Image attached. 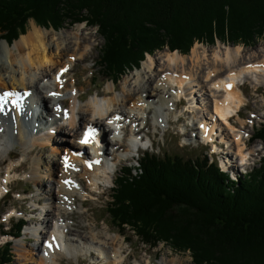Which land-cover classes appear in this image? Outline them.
<instances>
[{
  "label": "bare ground",
  "instance_id": "obj_1",
  "mask_svg": "<svg viewBox=\"0 0 264 264\" xmlns=\"http://www.w3.org/2000/svg\"><path fill=\"white\" fill-rule=\"evenodd\" d=\"M27 32L12 45L3 43L4 48L10 49L11 56L6 61V58L1 57L0 51V60L7 64L1 65L0 68V161L11 160L14 155L20 153H24V157L38 153L31 177L37 181L35 184L39 185L43 182L39 174L43 166L42 156L47 150L45 145H52L54 153L65 147L64 151L69 156H61L62 159L51 161L48 158V170L52 175H57V179L48 183V191H45L44 187L39 196L34 197L35 206L40 207L36 208L40 219L29 227V232L24 231V236L22 235L24 238L30 235L26 242H31V238L35 237L37 244L31 245L30 251L26 244L19 245L17 256L26 257L28 253V256L33 257L36 251L40 255L41 264H57L61 258L78 260L80 255L87 257L89 253H93L97 256L95 264H151L148 258L139 259L132 253L127 254L129 245L121 229L118 232L108 228L105 232L97 233L96 224L87 227L77 221L75 227L69 218L76 211L75 208H78L77 197L80 193L89 190L88 195L98 193L96 196L100 199V184L110 181L109 172L112 165L124 157V151L131 150L140 138H150L149 133H143L150 127L151 111L156 113L157 119L162 121L161 124L165 120L166 124H172L168 118L172 113L182 117H185L183 114L186 113L185 119L189 114L194 116L195 125L202 130L203 139L213 141L216 138V143L218 140L227 141L218 142V148L214 149L219 154V149L223 148L225 143L228 144L229 151L223 158L225 164L232 169H235L232 155L237 157L243 167L249 157L252 159L251 155L264 149L262 144L247 148L248 141L243 137L242 130L232 123L235 117H238L239 122L245 124L240 115L237 116V112L239 113L246 102L241 86L249 82L256 86V92L264 87L263 47L247 55L243 53L241 46L221 45L212 58L208 49L200 45H196L188 57L168 49L159 54H149L143 68L124 80V96H110L112 92L120 89L113 84L108 91L96 94L97 98L103 100L96 98L82 105L80 102L84 96L78 95L74 89L77 83L73 81L74 88H69L71 81L66 77L72 71L74 60L84 61L88 58L95 42L94 36L85 34L78 26L74 31L59 34L58 42L54 45L52 41L47 40L49 31L33 22ZM13 51H17V59L14 58ZM187 59L190 60L189 67L188 63L186 64ZM61 62L63 65L59 66ZM55 69H58L57 73ZM62 69L64 75L61 74ZM143 72L145 76H142ZM8 90H11L14 96L20 91L31 92V99L20 106L11 104V97L5 98L3 94ZM52 93H55V96H52ZM68 100H71V105L64 115L65 108L62 107ZM205 100H208L206 104ZM183 104L184 106H181ZM41 106L47 108L46 114ZM138 112L143 116L138 115ZM8 113L14 121L12 128L8 126V120L5 124L3 117ZM105 117L111 128L102 122ZM112 122L122 125L124 131L130 130L126 144L116 135ZM139 122H142L141 125H138ZM181 122L182 118L175 121L177 124ZM67 127H70V132L65 130ZM92 127L98 129L96 131L102 136L98 142L95 143L96 140L93 139L88 145L93 151L84 152L81 147L84 138L81 131ZM214 133L216 135H213ZM67 134L72 135L74 140L66 138ZM185 135L187 136V131ZM107 137H110V141ZM76 143L78 146H75ZM110 147L113 149L112 153ZM69 148L72 149L71 152ZM93 152L95 156H92ZM88 161L94 162L92 169L87 167ZM28 164L27 159L19 165H9L6 173L10 175L12 172L23 170ZM77 164L82 167H77ZM84 180L87 184L83 183ZM2 190L0 187V192ZM44 192L47 198L43 197ZM88 202L86 199L82 203L84 208L89 207ZM11 213L10 216L13 211ZM30 260L33 261V258ZM158 264H181V261L162 257Z\"/></svg>",
  "mask_w": 264,
  "mask_h": 264
},
{
  "label": "trees",
  "instance_id": "obj_2",
  "mask_svg": "<svg viewBox=\"0 0 264 264\" xmlns=\"http://www.w3.org/2000/svg\"><path fill=\"white\" fill-rule=\"evenodd\" d=\"M30 20L46 29L97 27L105 43L96 64L116 83L165 48L189 54L197 42L254 45L264 39V0H0V44L26 34ZM254 140L264 141V124ZM139 165L124 167L112 189L115 226L151 247L189 251L194 264H264V156L237 181L208 154L145 151ZM25 226L22 219L13 235ZM12 262V244L0 245V264Z\"/></svg>",
  "mask_w": 264,
  "mask_h": 264
},
{
  "label": "rangeland",
  "instance_id": "obj_3",
  "mask_svg": "<svg viewBox=\"0 0 264 264\" xmlns=\"http://www.w3.org/2000/svg\"><path fill=\"white\" fill-rule=\"evenodd\" d=\"M35 23L33 20H30L27 24V31H29L31 24ZM36 24V23H35ZM81 27V29L85 32V34H92L94 36V43L91 46L88 58L84 61H80L79 59L74 60L72 62V71H70L66 77L67 80H70L68 86L69 88H74L72 85V82L75 81L77 83L75 91L78 93V95H83L84 99L80 103L83 105H86V103H89L90 100H94L97 97V93H103L106 90L108 91L110 87L114 84L115 86L119 87L120 89L118 91H114L111 93V97H118V96H124L125 93L122 88V84L124 80L134 74L136 70H132L125 75L121 76V80L118 82H114L112 80H109L106 78V74L104 73V70L96 64L97 61H100V52L101 48L103 47L105 40L104 38L98 33V28L97 27H92L91 25L87 23H76V24H69L65 23L62 28H43L47 31H49V34L47 36V40L52 41V43L55 45L56 42H58L59 34L61 35L62 32H68V31H74L77 28ZM42 28V27H41ZM26 31V32H27ZM51 32V33H50ZM28 33V32H27ZM26 33V34H27ZM24 34V35H26ZM23 35L19 37L18 40L14 41L13 44L21 39ZM51 37V38H50ZM7 42L5 40L1 41L0 44V51H2V56L5 61L10 57L9 53V48H4L3 43ZM196 45H200L201 47H205L208 49L209 55L213 56L214 52L217 51V49L222 45V46H228V47H237L241 46L243 47L244 54L250 55L253 54V52L258 51L259 49L264 48V39H259L256 41V43L252 46H244L242 44L240 45H234V44H223L220 41H218L215 45H205L202 43H195L193 48ZM263 47V48H262ZM192 48V49H193ZM168 48H165L163 50H167ZM163 50L157 51L155 54H159ZM170 51V49H168ZM203 48H201V51ZM192 51V50H191ZM191 51L189 54H182L185 57L190 56ZM251 51V52H249ZM15 57L17 59V51H13ZM172 52V51H170ZM178 52V51H175ZM6 53V54H5ZM5 54V55H4ZM153 54V55H155ZM146 57V61H147ZM4 60H0V68L3 66H7V64L3 63ZM64 62V61H63ZM144 63V62H143ZM143 63L140 68H143ZM188 63V64H187ZM187 67L190 66V60H186ZM62 62L61 65L62 66ZM58 68V66H56ZM56 73L58 72V69H55ZM72 73V74H71ZM61 74L64 75V69L61 70ZM106 75V76H105ZM74 76V77H73ZM142 76H145V72L142 73ZM255 77V76H254ZM72 78V79H71ZM76 79V80H75ZM77 81V82H76ZM255 87L253 84L247 82L243 86H241V89L245 95L246 102L245 105L242 106L240 110V117L243 121H245V124H242V122H239L237 119L238 117H235L233 120V124L238 127V129L241 131L243 137L248 141L247 142V148L251 149L255 145L262 144L264 146V141L263 140H254V136L257 132V127L260 126L261 124H264V87L259 88V90L256 92ZM198 88V87H197ZM196 92V90H193ZM192 92V91H190ZM53 93L52 95H54ZM67 94V93H66ZM196 96V94H195ZM197 97V96H196ZM202 97V95L200 96ZM70 98V97H69ZM68 98V99H69ZM97 99L103 100V98L98 97ZM204 97L201 98V101H203ZM208 99V97H207ZM185 102V101H184ZM208 100H205L206 104ZM71 100H68L66 103H64V106L62 108H65L64 114L68 112V108L71 105ZM184 106V104L182 105ZM192 106L195 107V105ZM42 110L45 111V114L48 112L47 108H44L41 106ZM53 107V106H52ZM181 107V106H180ZM183 107H181L182 109ZM196 110V109H195ZM180 111V110H179ZM61 112V111H60ZM193 112V111H192ZM137 113V112H136ZM176 113H172L171 116H167L171 121L172 124H166L167 120L164 121V123L161 124V120L157 119L156 113L154 111H151L149 114V126L147 129L144 130V135L145 133L150 134V138L147 136H144V141L146 142L145 145H151L150 143H153V147H150L148 149H145V151H149L151 153H156L159 156H164L165 154H170L172 156L174 155H179L183 157L184 159H189V158H196L197 156L201 155H209L211 157L210 159L213 160L214 162H218L222 165L224 169H227L228 171H236L235 173L238 174L237 178H239L240 175H246L248 172H251L253 168L258 167L261 163V159L264 156V149L260 150L257 152L255 155H251L252 157V162L254 163L252 166L249 168H242L241 166L238 167L239 160L237 157L235 158V155H232L234 158L233 160V165H235V169L228 167V165L224 164L223 158L228 150V144L225 143L223 148L219 149V158H216L212 156V151L210 150L209 147L206 146L208 141H205L202 137V130L200 129L199 126H196V121L194 120V116L191 117L187 115L186 113L183 114L185 117H182V115L178 116L175 115ZM138 115H142L141 113L138 112ZM143 116V115H142ZM178 116V117H177ZM5 119V124H7L8 120V126L13 127L14 121L11 117V114L3 115ZM182 117L183 122L180 124L175 123L177 118ZM158 122V123H157ZM142 122H139L138 125H141ZM160 123V124H159ZM198 123V122H197ZM191 125H194L192 127ZM8 128V127H7ZM187 128V129H186ZM70 127H67L65 130L67 132H70ZM108 130V128L106 127ZM187 131V136H183V133ZM127 133V132H126ZM66 138L74 139L72 135L67 134ZM108 140L110 141V137H107ZM187 142H189L190 146L187 147ZM218 142H227V141H220ZM126 144L125 142H123ZM47 150L45 152L44 149V155L42 156L43 158V166L41 167V172L39 175H41V184L36 185L35 183L37 182L31 177V171L33 170V164L35 161V158L39 156L38 153H35L33 156H28L24 157V153H20L18 155H14L11 160H3L0 161V187L3 188L2 192H0V196L3 194H7L4 199L0 201V244L3 245L5 242H11L12 243V254H13V262L12 264H41V258L40 255H38V252L34 251V256H17V247L19 245H25L27 249L30 251V246L37 244V239L31 238V242H26L27 238H24L23 236H20V238H15L11 236L10 231H16V228L14 227L15 223L17 222L16 220L12 219L13 217L17 218H22L27 222V225L25 226V232H29V227L33 226V224H36L37 220L40 219V216H33L35 214V210L40 209L39 206H35L34 203V197L39 196L40 190H42L45 187V191H48V183L52 179L56 180L57 175H52V173L48 170L47 167V162L48 158L51 161L52 159H62L61 156L68 155L65 151L64 148H61V151L54 153V148L52 145H45ZM110 149H112L110 147ZM113 149L111 150L112 153ZM144 151V152H145ZM123 156L119 161L116 162L117 170L113 176H111V179L109 182L104 183L105 186H102L98 192L102 195L100 199L96 196L98 193H95L93 196H88L90 194L89 190L86 191V193H80V195L77 197L78 201V208L76 207V211L72 216L69 218L71 221L74 223L75 227L77 225V221H80L83 226H89V225H94L96 224V232H105L108 228L111 230H115L120 232L121 230L114 225L112 218L110 217L108 213V206L110 205L111 201V195L113 193L112 188L115 186L114 182H116V179L118 176L121 174H125L126 171L123 170L124 167H127L129 165L133 166V169L137 168L139 165V160L142 158V152L138 154V159H137V154L136 152H133L131 150L129 151H124ZM127 153V154H126ZM128 156H135L136 158L131 161H126L124 160ZM230 156V154H229ZM59 157V158H58ZM29 160L28 167H26L23 170H19L17 172H12L10 175H7V168L9 165H19L23 161ZM68 160V158H66ZM77 167L81 168L82 166H79L77 164ZM83 171V170H82ZM81 171V172H82ZM136 173V171L134 172ZM43 177V178H42ZM45 177V178H44ZM80 177V176H79ZM9 178V181L7 179ZM49 178V179H48ZM234 178V177H233ZM236 178V179H237ZM232 179V178H231ZM233 179V180H236ZM47 183V184H46ZM84 184H87L86 180L83 181ZM8 184V185H7ZM51 187V185H50ZM55 187V185H54ZM56 189V187H55ZM42 194V193H40ZM86 195V196H84ZM43 197L47 198L46 192L43 193ZM82 197V198H81ZM81 198V199H80ZM89 200L87 206L89 207L86 209L83 207L82 203L84 201ZM79 199V200H78ZM84 199V200H83ZM83 200V201H81ZM76 201V203H77ZM43 203V201H42ZM46 203V201H44ZM75 203V205H76ZM37 208V209H36ZM89 209V210H88ZM13 211V215L10 216V213ZM34 213V214H33ZM12 214V213H11ZM10 216V217H9ZM77 217V218H76ZM72 218H75L73 220ZM81 225V226H82ZM82 230V228H80ZM88 232V231H86ZM126 237L127 244L129 245L128 252L132 253V255L135 258H145V259H150L151 264H158L160 262V259L162 257H168V258H173L177 259L178 261H181V264H194L191 252L189 251H175L171 245L166 244L165 242L160 243L157 247H151L150 245H146L145 243L142 242L140 238H138L133 231H131L129 228L126 230L121 231ZM3 234H7L3 236ZM89 256H83L80 255L79 259L77 260L76 258H61L57 261V264H95L96 260V255L93 253H89ZM30 258H33V261L30 260ZM85 260H84V259ZM75 259V260H74ZM159 261V262H158ZM131 262H133L131 260Z\"/></svg>",
  "mask_w": 264,
  "mask_h": 264
},
{
  "label": "snow or ice",
  "instance_id": "obj_4",
  "mask_svg": "<svg viewBox=\"0 0 264 264\" xmlns=\"http://www.w3.org/2000/svg\"><path fill=\"white\" fill-rule=\"evenodd\" d=\"M85 142H87V141H85Z\"/></svg>",
  "mask_w": 264,
  "mask_h": 264
}]
</instances>
